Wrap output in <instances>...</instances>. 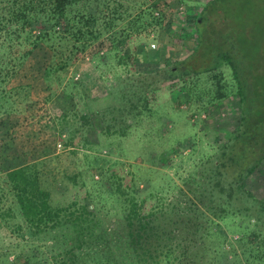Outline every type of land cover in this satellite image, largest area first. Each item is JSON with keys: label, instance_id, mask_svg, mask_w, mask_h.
Masks as SVG:
<instances>
[{"label": "rangeland", "instance_id": "1", "mask_svg": "<svg viewBox=\"0 0 264 264\" xmlns=\"http://www.w3.org/2000/svg\"><path fill=\"white\" fill-rule=\"evenodd\" d=\"M122 1L131 5L134 0ZM207 1L186 0L188 7ZM136 2L143 5L146 0ZM164 2L169 10L162 27H149L120 48L126 52L132 44L147 43L159 56L140 64L138 71L135 64L112 55L93 58L94 52L111 48L105 40L102 47H89L76 65L54 73L51 84L45 76L47 47L23 65L0 55V64L11 67L4 84L30 85L31 92L23 102L16 96V113L2 118L9 123L0 125V164L4 169L38 164L53 206H66L75 193L89 192L106 225L119 222L136 201L143 204V214L155 213L161 220L162 213L178 211L180 205H189L183 214L194 213L196 206L205 208L188 191L185 179L200 180L213 169L221 146L236 131L239 98L227 70L187 82L171 79L168 72L194 50V22L188 11L178 13L177 0ZM244 185L264 202V164ZM252 204L247 199L236 204L252 208L244 215L246 220L249 215L246 224L235 217L227 225L240 260L236 264H264V212ZM49 238L24 242L15 221L1 220L0 264H38L32 261L35 249L51 262L43 264H59L70 246L58 236L61 243L54 248Z\"/></svg>", "mask_w": 264, "mask_h": 264}, {"label": "trees", "instance_id": "2", "mask_svg": "<svg viewBox=\"0 0 264 264\" xmlns=\"http://www.w3.org/2000/svg\"><path fill=\"white\" fill-rule=\"evenodd\" d=\"M0 1V55L23 65L40 47H47L48 84L54 73L76 65L89 47H102L103 40L111 48L94 52L93 58L112 55L127 65L135 64L137 71L140 64L159 59L147 43L132 44L126 52L120 48L134 42L135 34L151 26L162 27L169 10L164 0H146L143 5L136 0L131 5L122 0ZM182 5L194 22L195 47L169 76L187 82L227 70L239 98L236 131L221 146L213 169L200 180L185 179L188 191L196 193L205 208L196 206L194 213L183 214L182 210L190 208L180 205L178 211L162 213L161 220L155 213L143 214V204L136 201L124 210L119 222L106 225L91 193H75L68 205L55 207L41 182L38 164L15 169L0 164V221H15L24 242L52 235L48 240H54L57 248L58 236L66 239L70 248L59 264H80L81 260L85 264L88 260L94 264H236L240 260L227 225L235 217L246 224L249 215L247 220L244 215L252 210L236 204L247 199L264 212V202L244 185L264 164V0H208L189 7L184 0ZM8 68L0 64L2 127L9 123L2 118L16 113L15 97L23 102L31 93L30 85L9 88L4 84ZM33 251V262L51 263L40 251Z\"/></svg>", "mask_w": 264, "mask_h": 264}, {"label": "built area", "instance_id": "3", "mask_svg": "<svg viewBox=\"0 0 264 264\" xmlns=\"http://www.w3.org/2000/svg\"><path fill=\"white\" fill-rule=\"evenodd\" d=\"M184 0H178V2H181V4L178 6V10H179V13L181 14V15H184V13H185V9H184V7H183V5H182V2H183ZM152 47H155V45H152Z\"/></svg>", "mask_w": 264, "mask_h": 264}, {"label": "crops", "instance_id": "4", "mask_svg": "<svg viewBox=\"0 0 264 264\" xmlns=\"http://www.w3.org/2000/svg\"><path fill=\"white\" fill-rule=\"evenodd\" d=\"M173 1V0H172ZM197 4V3H196Z\"/></svg>", "mask_w": 264, "mask_h": 264}]
</instances>
